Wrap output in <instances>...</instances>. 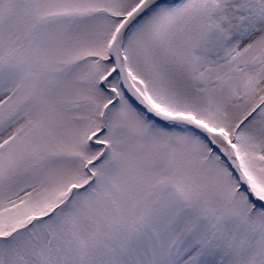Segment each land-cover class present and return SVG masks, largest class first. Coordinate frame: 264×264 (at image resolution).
Instances as JSON below:
<instances>
[{"label":"snow or ice","instance_id":"snow-or-ice-1","mask_svg":"<svg viewBox=\"0 0 264 264\" xmlns=\"http://www.w3.org/2000/svg\"><path fill=\"white\" fill-rule=\"evenodd\" d=\"M0 264H264V0H0Z\"/></svg>","mask_w":264,"mask_h":264}]
</instances>
